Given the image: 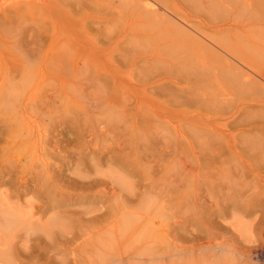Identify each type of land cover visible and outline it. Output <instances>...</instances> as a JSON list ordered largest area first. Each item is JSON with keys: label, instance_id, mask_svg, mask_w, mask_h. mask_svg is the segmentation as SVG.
<instances>
[{"label": "bare ground", "instance_id": "6f19581e", "mask_svg": "<svg viewBox=\"0 0 264 264\" xmlns=\"http://www.w3.org/2000/svg\"><path fill=\"white\" fill-rule=\"evenodd\" d=\"M50 1H52V0H50ZM54 1H57V0H54ZM63 1H64V5L68 6L67 4H65V0H63ZM86 1L87 0H68L67 1L69 6L73 7V9L71 7L69 9L73 10V11L75 10V13L80 15V16H78L76 14L77 15L76 17H79V18H75V15H74L75 13L73 14L74 16L72 14H70L73 11L70 12V10L67 9L69 6L66 7L64 5H61L62 7L63 6L66 7V8L63 7L65 13H66V10H69L68 11V12H70L69 14L73 16L71 19H70L71 16H69V19L65 21V23L63 24V27H65L68 30H70L69 33H71V30H78L79 29V32L81 30V33H78L77 35L75 34V32H73L77 36L75 40H77V38L80 39V37H82L81 36L83 34L82 31L85 32L84 31L85 29H83L84 26H82V25L86 24V22L87 23L88 22L91 23L90 27H92V28L94 27L95 30L99 29L97 24L99 23L101 18H99V16L97 15L98 11H100L97 6H98L100 0H90V1H92L91 2L92 7L90 8L91 9V14H90L91 17L89 16L90 18L87 17V19L85 20L84 17H83V14L85 12ZM105 1L111 2V0H105ZM239 1L238 0H124V2L123 1L122 2L126 5L125 8H127L128 10H131V15H130V20H129L130 22L126 21L127 23H129V27H130V25L132 23H133L132 26L134 24H136L134 26L137 27V24H140L141 26L143 25L144 27H143L142 31L139 30L140 28L137 29L138 28L137 27L136 29L139 30L140 32H133L131 30H132V28L134 26L133 27L131 26L132 28L130 27L129 28L130 30H128V32L130 33V36H129L128 33H127L128 35L127 34L123 35L121 38L118 39L119 43H120V40L121 41L129 40L130 41L132 39L131 37L137 39L139 37H143L144 38V37L147 36V38H148L151 35V36H153V38H155L157 43H155L154 48H152V50L149 51V53H146L144 56L138 54L139 55L138 57L133 58V56H131L132 53L128 52L127 49L123 48V46H124L123 45V46H121L122 47L121 48L122 52L120 53L122 55L121 56L122 58L120 57L121 59L119 57H117L115 59H111L112 62L109 65H105L106 62H105L104 65H102V63H100L99 61H96L97 62L96 63L94 61L95 60L94 59L93 61L95 62V64H91L92 62L89 63V61L87 59H85L86 61L85 60L84 61L80 60L81 62H79L78 61L79 60L78 57L76 58L78 60H76L75 58L73 59V57H72V59L69 58V57H71L70 55H72L70 50L72 51L74 45H67L68 43L65 45L64 43H62V45H65L64 47L59 48L60 45H58V47L55 50L56 52L54 54H51V56L49 55L50 57L46 56V57L50 58L49 61H50V65H51V66H49L50 68L45 66L46 68L49 69L46 72L47 76H51L53 74V72H52L53 70L56 72V70H57V68L59 66H61L65 71L71 72L73 75H75V74H79L80 75L81 73H85V76H86V74L87 75L88 74L89 75L95 74L98 77L99 81L102 82L101 86L107 88V91L109 89V91L113 93V92H115L117 90V84H118V83H116L115 77L113 78V76L116 74V72H121L123 70V69H121L123 67H120L119 63L121 65H123V66L129 67V68L131 67L130 69H133L132 70L133 71L132 75H133V73L135 71L134 68H138L140 70H141V68L144 69L145 71H142V72L145 75L144 77H146V75H148V76L151 75V68L154 69V67H155V69H156L157 66L152 67L155 64L154 62L155 61L157 62V60L158 61L159 60H163L164 62L170 64L169 69L164 71V72L166 73L167 71H172V73H173V70H174L175 73H176L174 79L177 78V77H180V76L177 75L178 71H180V73L184 72V73H182L184 75L186 73V75L183 77V79L185 81V77L186 76L188 77L187 73H189L188 68L186 67V65L187 64H190V65L195 64L196 66L197 65L198 66L194 68V71H195L196 68L201 69V70H199V71L197 70L198 72L195 71V73H194L193 70H190L191 72L193 71V73H192L193 75L194 74L195 75L196 74H200V76L201 75L204 76L206 74L208 76V74L209 75L213 74V76H214L213 80H215V83L217 85H220V83L217 82V81H219V78H222L223 81H225V83L228 82V84L233 82L234 83L233 87L235 88V90L238 89V88L239 89H243V90L247 89V91L251 90L250 92L253 95V96H251V98H252V97H254V94L258 92L257 90H260V92L264 93V91H262V90H264V85H263L264 84V64H262L260 62H257L256 59H255L256 57L254 58L252 53H248L250 49H248V52H247V50H244V48H246V47H243L244 37L241 36L240 32H242L244 34V32H247L248 28L254 26L255 22H253V20H250V18L249 19L238 18V14H241V13L235 7L234 3L239 2ZM248 1H250V0H248ZM248 1H247V3H249ZM21 4H23V3L20 2L19 5L16 4V3L12 4V5L9 4L10 6H8V7H5L8 4L4 5L0 9V12L2 13L1 15L3 16V18H12V16H14L16 13L18 14L21 11H23V10H20V7H19ZM62 4H63V2H62ZM238 4L239 3H237L236 5H238ZM242 4L243 3H241V5ZM252 5H253V3L251 4V6ZM246 7L247 6L245 5V7H243V9L241 11L243 12L244 9H246ZM248 7H250V6H248ZM45 8H48V7H45ZM57 8L58 7L55 6L56 10H57ZM38 10H40V9H38ZM57 12H59V14H61L63 11L62 10H61V12L59 10L55 11L56 15H57ZM21 13L23 14V12H21ZM53 13H54V10H53ZM89 13H90V11H89ZM37 14H36V18L39 17V16H37ZM67 14L68 13H66L65 15H67ZM99 14L101 15V13H99ZM230 14H232V16L234 14L235 18H232ZM241 16L239 15V17H241ZM14 18H15V16H14ZM18 18H20V17H18ZM63 18L65 19V16H63ZM63 18L61 20L64 21ZM107 19L108 18H106L105 20L107 21ZM103 20H104V18H103ZM103 20H101V21L103 22ZM34 21H36V19ZM2 22H3V20H2ZM53 22H55V21H53ZM4 23H5V21L3 22V25H4ZM37 23H38V21H37ZM49 24H51V23H49ZM57 24H53L50 27L47 26V27H49L48 30L44 27L45 26L44 23H43V25H40V23H39L38 26H37V24H33L34 26H36V29L38 31L34 28L35 29L34 31H37V33L35 32L36 33L35 35H33L34 34L33 32L31 34L25 33V34H27L26 36L29 35V38H31V39H29L28 43L30 42L31 44H33L35 42V43H38V44H42L44 42V40L46 39L45 37H48L49 35L53 36V34L56 36L59 33L58 31L61 30V28H60L61 25H57ZM0 25H2V24H0ZM80 27H82V28H80ZM144 29H145V31H144ZM153 29H155V30L157 29L156 34L154 33ZM29 32H30V30H29ZM90 32L92 34V32H94V31H90ZM73 33H71V34H73ZM18 34H20V33H17V35ZM25 34H23V35L20 34V35H21V37L24 36L25 38H27L25 36ZM94 35H92V36H94ZM52 36H51V38H52ZM98 36H100V33L98 34ZM98 36L96 38H98ZM127 36H129V37H127ZM56 37H55L56 40H58V36H56ZM104 38L108 39L109 38V34L107 36L105 35ZM109 39H111V37ZM72 40H74V39H72ZM118 40L116 39V41L115 40L113 41L115 43V44L113 43L114 45L112 44L114 47L117 46ZM159 40H160V42H159ZM248 40H246V41H248ZM32 41H33V43H32ZM88 42L90 43V41H88ZM76 43L78 45H80L79 41L78 42L72 41L69 44H76ZM80 43H82V42H80ZM83 43H82V45H84ZM245 44H248V43H245ZM78 45H77V47L79 48ZM96 45H97V43H96ZM28 46H27V48H28ZM70 47H71V49H69ZM84 47H85V45H84ZM86 47H87V45H86ZM97 47H98L97 49H100L99 52H103L104 51V48H102L101 46H97ZM95 48H96V46L94 47V49ZM90 50H92V47H91ZM95 51H96V49L93 50V53L97 54L98 50H97V52H95ZM90 54H92V52ZM73 55L76 57L75 54H73ZM16 56H18V55H16ZM173 61H174V63H173ZM161 62L162 61H159V63H161ZM16 63H18V62H16ZM175 63H176L177 66L175 65ZM180 65H182V67ZM195 65H193V66H195ZM18 66H19V63L15 67H18ZM159 66H160V64H159ZM183 66L186 67V68H184ZM171 67H174L175 69H171ZM191 68L193 69V67H191ZM191 68H189V69H191ZM153 69H152V72L154 71ZM162 69H163V67H162ZM13 70H15V72L17 73L16 68L13 69ZM21 70L22 69H20L19 70L20 72L17 73V74H19L20 77L23 78V74L24 73H22V76H21V72H22ZM9 71H10V68H9ZM157 71H156V73H157ZM10 72H9V74H10ZM41 72H40V74H41ZM160 72H161V69H160ZM137 73H139V71H137ZM156 73H155L156 77L158 76L160 78H155V79L152 78L153 80H151V81H149V79L146 80L144 78L146 80V81L145 80L144 81H145V84L150 82L149 85L151 87H153L154 89H156V91H157L156 94L157 95L159 94L158 92H161L160 94H162L163 92H170L169 94H171L173 92V93H176V95L177 94L179 95V97H180L179 100H181V97L185 96L184 99H185L187 104L188 103L192 104V105H197L198 104L197 105L198 107L199 106L202 107V104L200 105V103L202 101H204V100H207L206 103L210 102V100L208 98H211V97H210L209 93L205 94L206 91L203 92L202 95H201V93H199L200 94L199 97H197L196 95L193 96L194 93L192 94V97H187L185 95V94H187V90H186V93L184 94L183 93L184 90H182L184 88L180 89V87L183 84H181V85L178 84L179 87L176 86V87H178V88H176L175 87L176 84H174V83H177V82H174V83L172 82L173 83L172 86L174 85V87H172V86H169L170 85V83H169L170 81H168L169 85H166L164 83V81L161 79V76H159L160 75L159 72H158V75ZM169 73L170 72H167V74H169ZM175 73H173V74H175ZM218 74H220V75H218ZM193 75H191V76L194 77ZM10 76H11L10 79H12V75L11 74L9 75V77ZM14 76L15 75H13V79H14ZM96 76H94L95 78H92L93 85H94L93 79H96L97 78ZM133 76H131V77L132 78L137 77L136 75L134 77ZM258 76H259V78H258ZM9 77L7 79H9ZM27 77H29V78L31 77L32 78V75L27 76ZM171 77H173V76H170V78ZM162 78L164 79L165 77L162 76ZM194 78H196V76ZM197 78H198V76H197ZM205 78H207V77L205 76L203 78H200V79H202V82L204 81L203 82L204 84L207 82V80H208V82L210 81V82H213V84H215L214 81H211L212 79H207L206 82H205ZM13 79H12V81H13ZM24 79H22V81H24ZM98 79H97V81H98ZM168 79L169 78H167V80ZM200 79L198 81H200ZM260 79H262V83L263 84L261 83V81H259ZM87 80H88V78H87ZM164 80H166V79H164ZM17 81H18V79H17ZM19 81H20V79H19ZM19 81L17 83L13 81L12 83H14V85L15 84L18 85ZM25 81H26V79H25ZM188 81H189V79H188ZM198 81L196 80V82L198 84H200V82H198ZM223 81H221V83H223ZM89 82H90V79H89ZM89 82H87V84ZM178 82L180 83V81H178ZM196 82H190V85L189 84L188 85L192 87ZM208 82L206 84H208ZM12 83H11V85L14 86ZM27 83L25 82V85ZM92 83H89V85L90 84L92 85ZM96 83H95V85H96ZM197 83L195 85H198ZM203 83H202V86H204ZM228 84H226V86ZM17 85H15L13 88L16 87V89H18ZM32 85H34V84H32ZM89 85H87V86H89ZM95 85H94V87L96 88V90L98 89L97 88L98 86L101 87L99 84H98V86H95ZM12 86H10L9 88H12ZM208 86H210V85L208 84ZM27 87L29 88V86H27ZM81 87H83V86H81ZM191 87H189V88L191 89ZM13 88L10 89V90H12V92H13ZM20 88H21V86H20ZM38 88H40V86ZM139 88L142 90V92H145V90H146V88L141 86V85H140ZM76 89H78V88H76ZM79 89H80V87H79ZM101 89L103 91H105V89H103V88H101ZM209 89H211V87ZM24 90L25 89H23V91ZM27 90H29V89H27ZM27 90H25V91L27 92ZM41 90H38V91L41 92ZM82 90H84V89L82 88ZM229 90H231V89H229ZM43 91H44V89H43ZM81 91L78 94H81L82 93ZM109 91H108V93H109ZM5 92H6V90H5ZM188 92H190V91H188ZM1 93L0 94L3 96V91ZM25 93H24V95L27 97V95ZM51 93H52V91L50 92V94L49 93H45L44 96L42 95L43 97L41 98V100L38 98L40 101L38 103L37 102H35V103L33 102L34 105L32 104L31 105L32 107L29 110L32 111V112H36L37 113L36 115H38V113L39 114H41V113L48 114V112H50L49 110H50L51 107H52V110L54 109L53 106H51L52 99H53V97L52 98L50 97L52 95ZM91 93H93V91ZM103 93H105V92H103ZM190 94H187V95L191 96ZM11 95H12L11 93H7L4 97H0V100H3L5 102V104L9 103V101H10L9 99H10ZM24 95L21 94L20 95L21 98H23L22 96H24ZM176 95H174V96H176ZM31 96H30V98H31ZM150 96L152 97V95H150ZM259 96H257L258 98L257 97H254V98H257L260 101ZM11 97H13V96H11ZM56 97H58V99H60L59 96H56ZM61 97L63 98L64 96H61ZM141 97H143V96L141 95ZM262 98H263V94H262ZM257 99H255V100H257ZM31 100H32V98H31ZM53 100H55V99H53ZM109 100L110 99L107 97L106 102L109 101ZM141 100H142V98H141ZM141 100L139 99V102H141ZM177 100H178V98H177ZM248 100H242V101L247 102ZM250 100H251V102L253 101L252 99H250ZM262 100H264V98ZM3 101H0V102H3ZM14 101H16V100H14ZM33 101H34V99H33ZM35 101H37V100H35ZM97 101H98V99H97ZM103 101H105V100L103 99ZM175 101H176V99H175ZM4 102L0 103V104H4ZM20 102H21V100H20ZM53 102L55 103L57 101L55 100ZM106 102H103V103H106ZM254 102H252V103L255 104ZM11 103L13 104V101ZM11 103L8 104V105L10 106ZM15 103H17V102H15ZM29 103H30V101H29ZM54 103H52V104H54ZM99 103H102V102L99 101ZM182 103H185V102H182ZM258 104L261 105L260 102L257 103V105ZM97 105H98V103H97ZM107 105H112V104L110 103V104H106L105 106L103 105L104 107H102V108H104V109L108 108ZM136 105L140 106V104H138V103ZM92 106H93V104H92ZM5 107L1 108L2 111H3V109H4V111H6ZM208 107H209V105H208ZM233 107H236V106H233ZM6 108L8 109V106ZM27 108H28V106H27ZM112 108H111V110H112ZM237 109H238V107H237ZM242 109H244V108L239 107L238 114H239V112H241ZM9 110H11V109L9 108ZM27 110L25 109L24 111L22 110L21 112H19V110H18V112H19L18 116L22 117L23 116L22 114L24 112L26 113ZM99 110L101 112L103 111V109H101V108ZM122 110L123 109L121 108V111H120L121 115L123 114L122 112H124L125 109L123 111ZM232 110H233L232 112L236 111L233 108H232ZM2 111H1V113H3ZM109 111L108 112L106 111V112L110 114L109 116H113V114H111V113H114V112L110 111L111 112L110 113ZM18 112H16V113H18ZM32 112H29V113H32ZM87 112L89 113V111H87ZM93 113H95V112H92V114ZM107 113L104 112L105 115H103L102 113L101 114L103 116L107 117V115H108ZM7 114H9V113H7ZM69 114H70V112H69ZM134 114L138 115L137 112H134ZM228 114H226L225 117ZM71 115H72V113H71ZM84 115L85 114L83 112V116ZM88 115L89 114H87V117L84 118V120L92 121V117H89ZM93 115H94L95 120H97L99 115L97 116V118L95 117L96 116L95 114H93ZM119 115H120V113H119ZM221 115H222V112H221ZM81 116H82V114H81ZM238 116L239 115H237L235 113L232 114L230 116L229 120H225V121H227L226 125L227 124L229 126L230 125H236L237 124L236 122L238 121V118H239ZM24 117H25V115H24ZM28 117L29 116H27L26 119H28ZM73 117H75V116L73 115ZM73 117H70V118H73ZM56 118H57V116H56ZM56 118L54 120H56ZM102 119H104V118H102ZM108 119L110 120L109 117H108ZM259 119H263L264 120V118H259ZM68 120L69 119L67 118V121ZM20 121L23 122L22 120H20ZM67 121H65V120L58 121L57 120V122H58V124L56 125L57 127L54 126L53 125L54 123L52 122L53 126L51 127V132L56 131V133L54 135H50V136L48 135L45 138L42 136L44 139L39 141V142L37 140L38 138L35 137V135H34V130L35 129L32 130L31 129V127H32L31 125H30L31 127H29L27 125L25 128L22 127V130L21 129L19 130L14 125H12V123H11L12 121L9 122V121L2 120V122L0 123V149H1L0 150V157L5 156L4 159L0 158V187H3V188H0V264H48V263L49 264L50 263L51 264H88V262H87L88 260H90L89 264H213V262H215L216 264H218V263L219 264H232L231 262H233V263L236 262V260L234 258L235 256H239V257L242 256L243 258L242 257L241 258L244 259V257H245L244 255H247V254L249 255L250 254V253L246 254L247 251L246 252L245 251L242 252V249H241V247L239 245H238V247H236V245H235L234 248L232 247L233 244H232L231 248H226L227 246L224 247V248H219L218 247L219 245H218L217 246L218 249H215V251L219 250V252H220V253L217 254L218 256L211 255L210 258H209V253L208 254L206 253L207 254L206 256H208V257H204V255H203V257H201L203 259H201L200 256L202 254L201 255L199 254V258H197L196 255L199 253V252H197L198 250L196 251L197 254L195 255L196 256L195 257V256H192V253H193L192 250L189 252L186 249L188 247H186L184 244H185V242L187 243L188 240H187V238L184 237V235L181 236V235H177V234H168L167 232H166V235H165L166 236L165 244H164L163 241H161L162 238L165 237L163 235H162L163 237L159 236V237H162L161 240H157L156 241V240L151 239L152 243L147 240L149 243L147 242L145 244H148V245L151 244L153 246H151L150 249L149 248L147 249L149 251L145 252V250H144L145 246H143V242H144V240L147 237L142 242L137 237L138 235H134L133 234L136 230H134L135 229V226H134L135 224L132 225L131 221L137 220V219L131 220L132 217H133L132 216L133 213L134 214L136 213V211L133 210V208H132L133 204H135V202L138 203V205L139 204L141 205L140 202L146 203L148 205L149 210H147V211L146 210L145 211L141 210V211H143L141 213L142 214H147L148 211H149V213H150V214L148 213L149 218H154L155 216H159L161 218L163 217L162 219H164V218H166L165 215H170V214L174 213V212H172V213L169 212L168 213L167 212L168 210L165 213L164 212L165 211V207H164V209H163V207L161 208V206L165 205V204L161 205V203H162L161 200L164 198L163 196H165L163 194L164 193L167 194V192H169V191H168V189L166 191L165 190L166 188H164V186H162V184H161L162 187L159 184L156 186V183L154 182L155 180L153 181L152 179H150V177H151L150 171H152V169L154 168V164L149 166L150 171L147 168L148 172H149L148 175L146 177L141 178L142 176L139 177V174H137L138 172L136 173V170H139L140 167L139 168L135 167L136 169H135V171H133L134 167L132 168V166H131L132 164H130V162L128 160H125L124 155H125L126 152H122L121 149H123V148L120 146V141H119V147H121V148L117 147L118 145L116 146V144H118V142L115 143L116 141H118L117 137H116L117 140L114 141L113 144L111 142L115 138H111L112 141L110 143H108V145H106V146H109L108 147L110 149L109 151H108V149H106V150H101L99 152L98 151V148H99L98 143L96 144V141L93 138L94 132H95L94 130H96V129H94L95 126L97 128L96 124L94 125L91 122L90 123L86 122L87 123L86 124V123L83 122L84 124L88 125V126H85L83 124L84 125V127H83V125H81V123L77 119L75 120V122L74 121L70 122L71 125ZM261 121L260 122L258 121V124L256 123V124H253V125H251L250 123H253L254 121L253 122L249 121L250 123L249 122L248 123L251 125V126H249L250 128H248L247 125H244L246 127L243 128V126L240 124L242 126V129H239V131H237L236 134H239L240 136L243 135L244 133H246V131H245L246 129L245 128H248V130L250 129L249 131H251V132L253 130H255V132L258 131L259 134H264V122H261ZM24 122H26V121H24ZM96 122H98V121H96ZM110 122H111V120H110ZM34 123H36V122H34ZM211 123H213V122H211ZM211 123L201 126L200 129L199 128H193V129L190 128L191 130L189 131V133L186 136L183 137V135H180V138L183 137V139H184V141H182V142H180L181 140L180 141L177 140L179 138H176L175 142H170L169 141L170 139L168 137H167L168 141L167 140L165 141V140H163V135H164V134L162 135L163 132L161 133V136L157 135V133H156L157 136L155 135L156 136L155 140L153 139L151 144H149L151 146L148 145L147 147H144V148H150V149H146V150H142V151L140 149L141 152H139L137 154H139V156H141V157H139L140 159H142L144 157H147L149 153L154 152L152 149H155L156 147H159V145L161 144L160 141L165 143V146H164L165 149L170 147V151L171 152L170 151L166 152L169 155H171L173 153H176V154L180 153L181 154L182 150H184L183 152H185L187 150L186 147H185L186 145L188 147L192 148V145H191L192 141L190 142L189 135H193V138H196V140H197V138L199 136H202L203 138H205L206 136L209 137L210 135H212L213 133L216 132L214 130L213 125ZM223 123L225 124V122H223ZM231 123H233V124H231ZM44 124H46V123H44ZM244 124H245V122H244ZM1 125H2V127H1ZM16 126H17V124H16ZM70 126L71 127L72 126L76 127L78 129L80 128L79 129L80 133H87L88 132L89 135H90V138H89V137H86V135L88 133L86 135L83 134L85 136L84 137L85 139L82 138V137L80 139L79 137L76 136L77 137L76 139L77 140L79 139V140L78 141L76 140L77 143L75 142V144H77L78 149L80 150L78 159L85 166H86L87 162L85 160L84 155H82L83 152L86 149H88L89 151L88 150L87 151L89 152V155L92 154L94 156V160L93 161L90 160L91 162H89V164H88V165L91 164V167H92L91 169H93L91 174L90 173H86L87 170H88L86 167H85L86 168L85 172H83L82 171L83 168L81 169L80 167H84V165L82 164L83 166H81V165H79L80 163L77 164V165L80 166L79 168L81 170H79V168H77L78 166L75 164L76 169H72L71 171H69V174H66V172H64V170L66 168L68 169V168L71 167V163H74V162H72L73 161L72 160L73 156H71V160H70V158H67L68 156L65 153V152L68 151V148L70 147V146L68 147V145H67L68 148L66 147V144H68V143L65 144L66 139H64V137L66 135L64 133H61V134H64L65 136L64 135H63V137H61V136L59 137L58 136V138H54V137L56 135H58L59 132L61 131L60 127H62V128L64 127V128L69 129ZM237 126H239V124ZM73 129L74 130L71 131V132L74 133L75 128H73ZM233 129H234V127H233ZM40 131L42 132L43 130H40ZM65 131H66V129H65ZM99 131L97 130V132H99ZM218 131L219 130H217V132ZM76 132H75V134L80 135V134H78ZM226 132H228L227 129H226ZM230 132L231 131H229L228 133H230ZM19 133H21V134H19ZM102 133H100V134H102ZM220 133L223 134L222 131H220ZM233 133H234V131L231 132V134H233ZM49 134H50V132H49ZM179 134H183V133L179 131ZM107 135H106V137L103 136L105 138V140L107 138ZM95 136H98V135H95ZM110 136H111V134H110ZM234 137H236V136H234ZM237 137H238V135H237ZM87 138H89V139H87ZM262 138H263V142H262V144H263L264 143V136ZM2 139H4V142H5L3 144H2ZM198 140H199V138H198ZM228 140H230V139H228ZM99 141L101 142L102 139L101 140L99 139ZM103 141H102V144H104V148L103 149H105L107 147H105V143H104L105 141L104 142ZM124 141H126V140H124ZM124 141H122V142H124ZM200 141H201V139H200ZM200 141H198V142H200ZM71 142H74V141H71ZM71 142H69L71 146L77 147V146L74 145V143L72 145ZM226 143H227V141H226ZM236 143H234L235 146H233L234 144L231 145V146L236 147L237 146ZM99 145H101V144H99ZM23 148H26L30 152H35L34 155H33V153H30V155H33V156L37 155V157L36 156L35 157H31V159L29 157L28 158L23 157V155L21 154L22 152H20ZM71 148H73V147H71ZM136 148L138 149V147H136ZM95 149H97L96 152H99V153L94 152ZM6 150H9L10 153L11 152L13 154L15 153L14 156H12L11 154H6ZM35 150L39 151L40 153L39 152L36 153ZM129 150H131V149H129ZM69 151H70V149H69ZM73 151H75V150H73ZM76 151H77V149H76ZM110 151H114V153H112ZM236 151H234V152H236ZM27 152H25V153H27ZM108 152L112 153V154L108 155ZM158 152H161V150H159ZM158 152L155 151V153H158ZM208 152H209V150H208ZM25 153H24V155H26ZM85 153H87V152H85ZM130 153H132V151ZM262 153L264 154V151ZM71 154H72V152H71ZM159 154L161 155V153H159ZM42 155H44V157H45V155H47L48 156V157L46 156L47 159L43 158ZM60 155H62L61 158L58 157ZM87 155H88V153H87ZM76 156L78 157V155H75L74 158H76ZM136 156H134L133 159L136 160L137 159ZM129 157H130V155H129ZM129 159L131 161L133 160L131 158H129ZM151 160H152V158H151ZM147 161L149 162L150 160L147 159ZM161 161H162V159H161ZM133 162L135 163V161H133ZM137 162L138 161H136L135 165H137ZM113 163L117 165V168L124 169L123 170L124 172H120V171L116 170L112 166H107V168L105 170H103V171L98 168L99 166L104 165V164H106V165H109V164L114 165ZM134 163H133V165H134ZM139 163L145 164V162L143 163V162H140V161H139ZM88 165H87V167L89 168ZM146 165H148V164L146 163ZM146 165L144 167H146ZM155 166H158V165L155 164ZM72 167H73V165H72ZM141 168L143 169V167H141ZM237 168H239V167H237ZM144 170H146V168H144ZM237 170H240V169H236V171ZM80 171H82L83 173L80 172ZM141 172H143V171H141ZM146 172L147 171H145V173ZM132 176H137L139 178H138V180H132V178H130ZM152 178H153V176H152ZM158 179H160V178H158ZM224 180H226V179H224ZM139 181H140V183H144L143 184L144 188L142 186V188H143L142 192H138V191H140L142 189L141 188L140 190H138L139 187H140ZM156 181L158 182V180H156ZM119 183L123 187L120 186ZM154 183H155L156 187L154 186ZM108 184L109 185L111 184L110 189H108L109 186H107L108 188L105 187V185H108ZM94 185H95V187H102L103 189H101V188H100L101 190H99L97 188L93 189ZM116 185H118V187H121L120 193H117L119 191L116 192V189H117ZM92 186H93V188H92ZM30 191H33V198L32 199L31 198L30 199H27V198L24 199L23 198L24 195L26 193H28V192L30 193ZM176 192H177V190H176ZM114 194H118V197H120V200H122L121 202H123L121 206L119 205L120 203L118 204V206H120L118 208L114 207L115 203L112 202V200H113L112 197H115ZM183 195H185V194H183ZM30 197H32V196H30ZM182 197H185V196H182ZM116 198H114L115 202H116ZM158 198H161V199H158ZM118 200H119V198H118ZM73 202H79V203L89 202V203H92L91 205H93V203L96 204V205L95 206L93 205L92 207L89 205L90 207L87 206V207H85L83 209L67 208ZM191 202H192V200H191ZM144 203H143V205H144ZM193 203H195V200L193 201ZM203 204H206V201ZM135 205H137V204H135ZM138 205H137V209L138 210L136 209L137 213H138V211H140L139 208H142V206H143L142 205V206L139 207ZM169 207L171 208V206H169ZM198 208H199V206H198ZM177 209H176L177 210L176 212H179V213H181V211L182 212L185 211V209H184V211L182 210L181 206H179V208L177 206ZM201 209H203V208H201ZM35 210H37L38 212L39 211L42 212V214H44V213L47 214L48 213V216L44 220H41L40 217L34 216ZM43 211H45V212L43 213ZM204 211H206V210H204ZM201 212H203V211H201ZM46 214H44V215H46ZM163 214H164V216H161ZM209 214H210V212H209ZM173 215H171V216L174 217L175 215L174 216ZM200 215H201V213H200ZM137 217L140 218L142 216L138 215ZM144 217L145 216H143V218ZM196 217H197L196 219H199L198 218V214H197ZM149 218H148V220H150ZM201 218L202 217L200 216V222H201ZM145 219H146L145 221H148L147 218H145ZM138 221L139 220H137V222ZM176 221H178V220H176ZM119 222L121 224H119ZM140 222H141V225H142V219H141ZM152 222L153 221L151 220L150 223L153 224ZM172 222H175V221H171V223ZM204 222H206V221H204ZM117 223H118V226H117ZM144 223L145 222L143 220V224ZM150 223L148 224V227H149ZM175 223H173V226H174ZM182 223L184 224V222H182ZM138 224H140V223L138 222ZM179 224L181 225V222L179 223V221H178V225ZM164 225H166V222H165ZM133 226H134V229H133L134 231H133L132 234L134 236L132 234L131 235L133 237H135L136 239L135 238L134 239L129 238V235L125 233V235L128 236V237L124 238L127 242L123 241L124 242V245H123L124 246V248H123L124 251H121V252L126 253V255L122 256V254L113 253V248H114L113 247V243H114L113 239L116 237L115 235L116 234L118 235V234L122 233V231L124 233L125 229H126V232H127V230H132L131 228H133ZM144 226H146V225L144 224ZM152 226L149 227V228L152 229ZM173 226L171 227V226L168 225L167 227L173 228ZM129 227H130V229H129ZM145 228H143V230H146V231L149 230V229H147V226ZM175 229H176V226L174 227V230ZM179 229H180V227H179ZM140 230L141 229H139V231ZM143 230H141L140 232L142 233ZM167 230H168V228H167ZM139 231H138V233H139ZM149 231L150 232L153 231V232H151L152 234H154V232H155L154 230H149ZM128 233H129V231H128ZM138 233L136 232L135 234H138ZM171 235H172V237H171ZM143 236L145 237V232H144ZM146 236H148V235H146ZM149 236H151V235H149ZM119 237L121 238L123 236H119ZM153 237H154V239L158 238L155 235ZM192 237H191V239H192ZM217 237H219V236H217ZM141 238L143 239V237H141ZM194 238H195L196 241L200 240L199 239L200 236H199V238H197V236L195 235ZM124 239H122V240H124ZM115 240H116V238H115ZM153 241H156V243L159 241V243H157L158 246H160V245L163 246V244H164V246H163L164 248L159 249L161 246L159 248H157L156 247L157 245L154 244L155 242L153 243ZM120 242H122V241H120ZM190 242H192V241H190ZM211 242H213V241H211ZM126 243H128V244H126ZM160 243H162V244H160ZM209 244H211V246L213 245L212 243H209ZM115 245H118V243H116ZM154 245H156V246H154ZM149 246H147V247H149ZM205 246L206 245H204V248H205ZM206 247H208V245ZM212 247H208V248L211 249ZM130 248H131V250H130ZM213 248L211 250H213ZM117 249H118V247H117ZM192 249L194 250V248H192ZM200 249H202V247ZM203 250H202V253H203ZM211 253L212 252H210V254ZM248 255L246 257L249 258L248 259V261H249L251 258ZM123 257H125V258H123ZM229 257H231L232 259H230ZM211 259H213V260H211ZM242 259L239 260V261L237 260L238 262H236L235 264H243L242 263V261H243ZM246 263H247V261H246ZM247 264H251V263H247Z\"/></svg>", "mask_w": 264, "mask_h": 264}, {"label": "rangeland", "instance_id": "374dc122", "mask_svg": "<svg viewBox=\"0 0 264 264\" xmlns=\"http://www.w3.org/2000/svg\"><path fill=\"white\" fill-rule=\"evenodd\" d=\"M52 1H50V0H28V1L27 0H22V1L21 0H0V9L4 5H7V4L8 5L5 6V7H8V6H10L12 4H15V3L18 4V5L20 4V2L23 3V4H21L19 6L20 10H23V11H21V12H23V14L21 12L18 13V14L16 13L14 15L15 18H14V16H12V18H3V16L1 15L2 13L0 12V15H1L0 16V20H1L0 24H2V25H0V27H1L0 28V52L2 53V54L0 53V93L3 91V96L1 95L2 94L1 93L0 97H4L7 93H11L12 94L11 96L14 97L13 98V97L10 96V99H9L10 101H9V103H6V104H5V102L3 100H0V101L4 102V104H0V110L1 111H2V109H1L2 107L4 108L5 106L6 107L8 106V109L5 107L6 111H4V109H3V111H2L3 113H1V111H0V123L2 122V120L9 121V122L12 121L11 122L12 125H14L19 130L20 129L22 130V127L25 128L27 125L29 127L32 126L31 129L32 130L35 129L34 130V135H35V137L38 138L37 140L39 142V141L43 140L46 136L54 135L56 133V131L51 132V127L53 125L56 126L58 124L57 120L58 121H61V120L62 121L63 120L67 121V118H68L69 120L67 122L70 123L72 121L75 122V120L77 119L81 123V125H83L86 122L87 123L91 122L94 125L95 124L97 125V128H96V126L94 128V129H96L94 131L97 134L94 132V136L95 135H98V136H95V137L93 136V138L95 139L96 144L98 143V146H99L98 151L99 152L101 150H106V149H108V151H109L110 150L108 148L109 146H106V145H108V143H110L112 141L111 138H115V139H113V141L111 143L113 144V142L118 139V141H116L115 143L118 142V144H116V146L118 145L117 147H119V141H120V146L123 148V149H121L122 152H126L125 155H124V158H125V160H128L130 162V164H132L131 165L132 168L134 167L133 171H135L136 168L140 167L139 170H136V173L138 172L137 174H139V177L140 176H142L141 178L146 177L148 175V173H149L148 172L149 166L154 164V168L155 169L153 168L152 171H150V169H149L150 174H151L150 179H152L153 181L155 180L154 182L156 183V186L158 184L161 186V184H162V186H164V188H166L165 190L167 191V189H168V191H169V192H167V194H165V193L163 194L165 196H163L164 198L161 200L162 203L161 202L160 203H161V205H163V204H165V205L161 206V208L163 207V209H164V207H165V211L163 210L165 213H166L167 210H168L167 211L168 213L169 212L170 213L174 212L173 214L175 216L173 214H170V215H165L166 218H164V219H162L163 217L161 218L159 216H155L154 218H149V216H148L149 211H148L147 214H142L141 213V212H143L141 210H144V211L145 210L146 211L149 210L148 205L146 203H144V202H140L141 205L140 204L138 205V203L135 202V204H137L139 207L142 206L143 203H144L142 208L138 207L140 209V211H138V213H137V210H138L137 209V205L133 204V206H132L133 210H135L136 213L135 214L133 213V215H132L133 217H132L131 220L137 219V220H139L138 222L140 224H138L137 220L131 221L132 225L135 224L134 225L135 229H134V226H133V228H131L132 230H127V232H126V229H125L124 233L122 231L123 234L120 233L118 235L117 234L115 235L116 236L115 237L116 240H115V238L113 239V242H114L113 243V247H114L113 248V253L122 254V256L126 255V253L121 252V251H124V249H123L124 248V246H123L124 242H127L124 239V238L128 237L127 235H125V233L128 234L129 238H132V239L135 238V237H133L134 235H138L137 237L142 242L147 237L144 240V242H143V246H145L144 250H145V252H147V251H149L147 249L148 248L150 249L151 246H153V245L149 244L150 245L149 246L148 244H145V243H147L148 241L151 242L152 241L151 239L156 240V241L157 240H161V238L163 236H165L166 232H167L168 234H177V235H181V236L184 235V237L187 238V240H188L187 243L185 242V244H184L186 247H188L186 249L189 252L191 250L193 251L192 256H195L197 254V252H199L196 255L197 258H199V254L200 255L202 254L200 256V258L203 257V255H204V257H208V256H206L208 253H209V258H210L211 255L218 256L217 254L220 253V252H219V250L215 251V249H218V247L219 248H224L226 246H227L226 248H231V246L233 244V246H232L233 248H234L235 245H236V247H238V245H239L241 247V249H242V252L243 251H245V252L247 251L246 254L250 253L249 255L248 254L247 255L251 258L249 260L250 261L249 262L248 261L249 258L246 257L247 255H244L246 257V258L244 257V259H242L243 258L242 256H240V257L239 256H235L234 258H235L236 262H238L239 260L242 259L243 260L242 261L243 264H247V263H251V264H262L263 263L264 264V154L262 153L264 151V143L262 144V142H263V138L262 137L264 136V134H259L258 131L255 132V130H253L252 132L249 131L250 129L248 130V128H250L249 126H251L253 124H256V123L258 124V121L260 122L262 120L261 122H264L263 119H259V118H264V116H263L264 115V104H263L264 100H262L264 98V93L260 92V90H257L258 92L254 94V97H257V96H259L261 94L259 96V98H260V101H259V99H257L258 97L257 98H254V97L251 98V96H253L252 93L250 92L251 90L250 91L248 90L249 91L248 92L247 89L243 90V89H239L238 88V89H236L237 90L236 91L235 88L233 87V85H234L233 82L228 84V82L225 83V81H223L222 78H219V81H217V82H219L221 86L217 85L215 83V80H213V78H214L213 74H210V75L208 74V76L206 74L204 76L203 75L200 76V74H196V75L194 74L193 75L192 73L194 71V68L198 66V65L196 66L195 64H192V65L187 64L186 65V67L188 68V71H189V73H187L189 78L186 76L187 78L185 77V81H184L183 77L186 75V73L184 75V74H182L184 72L180 73V71H178L177 75L180 76V77L176 76L177 78H175L176 79L175 80L174 77H175L176 73H175L174 70H173V73H175V74H173L172 71H167V72H170L172 75L170 73L167 74V72L166 73L164 72V71L169 69L170 64L164 62L163 60H159V61H162L161 62L162 64L159 63L158 60H157V62L156 61L154 62L155 64L152 67H154V66H157V67H156V69H155V67H154V69L151 68V75L152 76L151 75H149V76L146 75L147 78L144 77L145 75L142 72V71H145L144 69L141 68V70H140L138 68H134V70L136 72L134 71L135 74L133 73V75L137 76V77H134L132 75V72H133L132 70L133 69H130L131 67L129 68V67L123 66V65H121L119 63V66L123 67V68H121L123 70L121 72H116V74H115L116 76L115 75L113 76V78L115 77L116 83H118V84H117V90L115 92L112 93L108 89L110 94L108 93L107 88L101 86L102 82L99 81L98 77L95 74H91L90 73L91 75H89V74L87 75L86 74V76H85V73H81L80 75L79 74H75L76 75L75 76L71 72L65 71L61 66H59L57 68L56 72L53 70L52 71L53 74L51 76H47L46 72H47V70H49L48 69V68H50L49 66H51L50 65V61H49L50 58H48V57H50L51 54H54L56 52L55 50L58 47V45H60L59 48L64 47L67 43H68L67 45H74L72 51L70 50L72 55H70L71 57H69V58H71V59H72V57H73V59L74 58L76 59L78 57L79 60L78 59H76V60H78L79 62H81L82 60L84 61L85 59H87L89 61V63L92 62L91 64H95L96 61H99L100 63H102V65H104L105 62H106L105 65H109L112 62L111 59H115L117 57L120 58L122 56L120 53L122 52V50H121L122 47L121 46H123V45H124L123 48L127 49L128 52L132 53V55L131 54L130 55L133 56V58H135V57H138L139 55H143L144 56L146 53H149V51H151L152 48H154L155 43H157L155 38H153V36H151V35L148 38H147V36L144 37V38L143 37H139L137 39L131 37L132 39L130 41L127 40L128 41L127 42L126 40L125 41H121L120 40V43H119L118 39L121 38L123 35L128 33L129 36H130V33L128 32V30H130L129 28L133 24L132 23L130 25V27H129V23H127V22H130L129 20H130L131 10H128L127 8H125L126 5L123 3L124 0H111V2H107L105 0H100L99 4L97 6L98 9L100 10V11H98L97 15L99 16V18H101L99 23L97 24L99 29L95 30L94 27L93 28L90 27L91 23H89V22L87 23L86 22L87 25L86 24L82 25V26H84L83 29H85L84 30L85 32L82 31L83 34L82 35L80 34L83 38L80 37V39L77 38V40H75L76 37H77L76 35L78 33H81V30H80V32H79V29L78 30H71V33L75 32L76 35L74 33L71 34V33H69L70 30H68L67 28L63 27V24L65 23L66 20L69 19V16H71L70 17V19H71L74 15H75V18H79V17H76V16L77 15L80 16V15L75 13V10L73 11V10L69 9L70 7L73 9V7L69 6V4L67 3L68 0H65V4H67L69 7L64 5V1L63 0H57V1L52 0ZM58 1L59 2L61 1V2L59 3ZM240 1L234 3L235 7L241 13V14L237 13L238 14V18H243V19H249L250 18V20H253V22H255L253 27H250V28L247 29V32H244V34L242 32H240L241 36L244 37V44L242 43L243 47H246V48H244V50H247V52H248V49H250L248 53H252L254 58L256 57L255 59H256L257 62H260V63L264 64V51H263L264 50V2H263L264 0H255V1L254 0H252V1L251 0L250 1H248V0H245V1L244 0L243 1L240 0ZM247 1L249 3H247ZM62 2H63V4H62ZM91 2L92 1H90V0L86 1V6H85V12L86 13L84 12V14H83V17H84L85 20L87 19V17L88 18L91 17V15H90L91 14V9L90 8L92 7ZM237 3H239V4L236 5ZM241 3H243V4L241 5ZM252 3H253V5L251 6ZM61 5H64V6L68 7L67 9H69L70 12L71 11H73V12L70 13V12H68L69 10H66V13H68V14L65 15L66 13L64 11V8H66V7L63 6L64 7L63 8ZM245 5L247 7L242 12L241 10L243 9V7H245ZM44 6L48 7V8H45ZM55 6L58 7L57 10H59L60 12L62 10L63 11L62 13L64 15L62 13L59 14V12H57V15H56L55 11H57V10L55 9ZM248 6H250V7H248ZM38 9H40V10L42 9V10L40 11ZM53 10H54V13H53ZM89 11H90V13H89ZM69 13L72 14V15L74 13L75 14L72 16ZM99 13H101V15ZM19 14L20 15L22 14V15L20 16ZM36 14H37V16H39V17H37L38 19L36 18ZM230 15H231L232 18H235L234 14H233V16H232V14H230ZM239 15L240 16L242 15V16L239 17ZM17 16L20 17V18H18ZM63 16H65V19L63 18ZM61 17L64 19V21L61 20L62 19ZM103 18H104V20H103ZM106 18H108L107 21L105 20ZM33 19L34 20L36 19V21H34ZM2 20H3V22L5 21L4 25H3ZM52 20L55 21V22H53ZM101 20H103V22ZM37 21H38V23H37ZM39 23H40V25H43V23H44V25H45L44 27L47 30L53 24H57L58 23L57 25H61V27H60L61 30L58 31L59 33L56 35V36H58V40L59 39L60 40L59 41L56 40L57 37L53 34V36L51 35L52 38H51L50 35H49L50 37L49 36L45 37L46 39L44 40V42L42 44H38V43H35V42L33 43V41H32L33 44H31L30 42L28 43L29 39H31V38H29V35L28 36H26V35L27 34H31L32 32L34 33L33 35H35L38 30L36 29V26H34L33 24H37V26H38ZM49 23H51V24H49ZM134 25H136V24H134ZM47 26H49V27H47ZM137 27L134 26L131 31L140 32V31L143 30L144 26L143 25L141 26L140 24H137ZM34 28L37 31H34L35 30ZM80 28H82V27H80ZM136 28L137 29L140 28L139 29L140 31L137 30ZM29 30H30V32H29ZM90 31H94V32H92V34H91ZM144 31H145V29H144ZM153 31L156 34L157 29L156 30L153 29ZM98 32L100 33V36H98V34H99ZM17 33H20L22 35L27 33V34H25V36L27 38H25L24 36L21 37V35L20 34L17 35ZM108 34H109V38L111 37L112 40L109 39V38L106 39L107 37L104 38L105 35L107 36ZM92 35H94V36H92ZM97 36H98V38H96ZM129 36H127V37H129ZM72 39H74V40H72ZM116 39L118 40V44H117V46L114 47L113 45L115 43L113 41L114 40L116 41ZM87 40L90 41V43ZM246 40H248V41H246ZM72 41H76V42L79 41L80 45H78L77 43L76 44H69ZM80 42H82V43L84 42L83 44L85 45V47ZM159 42H160V40H159ZM62 43H64L65 45H62ZM96 43H97V45H96ZM245 43H248V44H245ZM77 45L79 46V48L77 47ZM86 45H87V47H86ZM89 45L92 47V50H90L91 47ZM27 46H28V48L29 47L30 48L28 49ZM95 46H96V48H95L96 51L95 52H97V50H98L97 54L93 53V50H95L94 49ZM97 46H101L102 48H104V51L103 52H99L100 49H97L98 48ZM69 49H71V47ZM90 51L92 52V54H90L91 53ZM73 54H75L76 57ZM16 55H18L19 57L16 56ZM46 56H48V57H46ZM16 62L19 63L18 67H15V66L18 65V63H16ZM173 63H174V61H173ZM159 64H160V66H159ZM175 65H176V63H175ZM193 65H195V66H193ZM45 66L48 67V68H46ZM180 66L182 67V65H180ZM190 66L193 67V69ZM162 67H163L164 70L162 69ZM186 67H184V68H186ZM9 68H10L11 72L9 71ZM15 68H16L17 73H19L20 72L19 70L22 69L21 70L22 71L21 72V76H22V73H24L23 74V78H21L20 75L17 74L15 72V70H13ZM189 68H191V69H189ZM152 69L154 71L158 70L157 73H156V71L155 72L153 71L154 72L153 73ZM160 69H161V72H160ZM171 69H175V68L171 67ZM190 70H193V71L191 72ZM197 70L199 71L201 69L196 68L195 71H197ZM137 71H139V73H137ZM195 71H194V73H195ZM9 72L12 75V79H13V75L16 76V77L14 76V79H13L14 82L17 83L19 81V79H20L19 84L18 85L15 84V85H17L19 90L16 89V87L13 88L15 85H14V83H12L13 82L12 79H10L11 76L9 77V75H10ZM40 72H41V74H40ZM158 72L160 74L159 76H161V79L164 81V83L166 85H169V83H170L169 86H172V84L174 82H177V83H174V84H176L175 85V87H176V86H178V84H180V85L183 84L180 87V89L184 88V89H182V90H184L183 93L185 94L186 90H187V94L191 93L190 94L191 96L185 94L187 97H192L193 93H194L193 96L196 95L197 97H199L200 96L199 93H201V95H202L203 92L206 91L205 94L209 93V95L211 97V98H208L210 100V102L206 103L207 100H204V101H202L200 103V105L202 104V107L201 106L198 107L197 106L198 104L197 105H192V104H189V103L187 104L185 99H184L185 96L181 97V100H179L180 99L179 95L178 94L176 95V93H173V92L171 94H169L170 92H163L162 94H160L161 92H158L159 94L157 95L156 94L157 93L156 89H154L153 87H151L149 85L150 82L145 84V81L147 79H149V81H151V80H153L155 78H160L158 76L156 77V75H155V73L158 75ZM190 74L193 75L194 77L196 76V78L192 77ZM30 75H32V78L31 77L30 78L27 77V76H30ZM130 75L133 76L134 78H132ZM218 75H220V74H218ZM94 76L97 77L96 79H93L94 85L97 82L95 86H98V84L101 86V87L98 86L97 90H96V88L94 87V85L92 83V78H95ZM162 76L165 77L164 79H166V80H164L162 78ZM170 76H173V77L170 78ZM197 76H198V78H197ZM202 76L203 77H205V76L207 77V78H205V82H206L207 79H212L211 81H214L215 84H213V82H210V81H209L210 82L209 83L208 80H207V82H208V84L210 86H208V84H206L207 82L205 83L206 84L205 85L203 83L204 81L202 82V79H200V78H203ZM8 77H9V79H7ZM24 78L26 79V81H25ZM87 78H88V80H87ZM167 78H169V79L167 80ZM258 78H259V76H258ZM17 79H18V81H17ZM22 79H24V81H22ZM89 79H90V82H89ZM97 79H98V81H97ZM188 79H189V81H188ZM199 79H200V81H198ZM177 80L180 81V83ZM196 80L198 82H200V84H198L196 82ZM168 81H170V82L168 83ZM221 81H223V83H221ZM259 81H261V83H262V79H260ZM25 82L26 83L28 82L26 85L29 86V88L25 85ZM87 82L92 83V85L91 84L89 85V83L87 84ZM190 82H196L198 85H195L196 84L195 83L193 85L194 87L193 86L191 87V86H189ZM201 82L204 84V86H202ZM11 83L14 86H12ZM32 84H34V85H32ZM226 84H228L229 86L228 85L226 86ZM87 85H89V86H87ZM140 85L146 88L145 92H142V90L139 88ZM10 86H12L13 92H12V90H10V89H12V88H9ZM20 86H21V88H20ZM39 86H40V88H38ZM81 86H83V87H81ZM185 86L186 87L188 86L187 87L188 89ZM79 87H80L81 90H82V88L84 90L81 91L79 89ZM172 87H174V85ZM178 87H176V88H178ZM189 87H191V89ZM210 87H211V89H209ZM42 88L44 89V91H43ZM76 88H78V89H76ZM101 88L105 89V91H103ZM23 89H25V90L29 89V90H27V92H26L25 90L23 91ZM229 89H231V90H229ZM5 90H6V92H5ZM38 90H41L42 93L39 92ZM51 91H52L51 94L53 96L51 95L50 97L51 98L53 97V99H55L57 101V102L54 103L53 101H55V100L52 99V103H54L55 105L51 103V106H53V108L55 110L54 109L52 110V107H51L50 110H49L50 112H48V114L41 113L42 115L39 114V113H38V115H36L37 114L36 112H32V111L29 110L32 107L31 106L32 104L34 105L35 102L38 103L41 100V98L45 95V93H49L50 94ZM80 91L82 93L78 94V93H80ZM92 91H93V93H91ZM102 91L105 92V93H103ZM188 91H190V92H188ZM262 91H264V90H262ZM24 93L27 95L28 98L24 95ZM19 94L20 95L22 94L25 97L22 96L23 98H21V96ZM173 94L176 95L177 97L174 96ZM262 94H263V98H262ZM141 95L143 97H141ZM150 95H152V97ZM30 96H31L32 100H31ZM56 96H59L60 99H58V97H56ZM61 96H64L65 98L64 97L62 98ZM107 97L111 101L109 100V101L106 102ZM141 98H142L143 101L141 100ZM177 98H178V100H177ZM33 99H34V101H33ZM97 99H98V101H97ZM103 99L105 101H103ZM139 99L141 100V102H139ZM175 99H176V101H175ZM250 99L253 100L252 102L255 101L254 102L255 104H253ZM255 99H257V100H255ZM14 100H16V101H14ZM20 100H21V102H20ZM35 100H37V101H35ZM242 100H248V101L245 102V101H242ZM12 101H13V104L11 103ZM29 101H30L31 104L29 103ZM99 101L102 102V103H99ZM258 101L261 104V105L258 104L259 106L257 105V103H259ZM3 102H0V103H3ZM15 102H17V103H15ZM103 102H106V103H103ZM182 102H185V103H182ZM10 103H11V105H10L11 107L8 105ZM97 103H98V105H97ZM110 103L112 105H107L108 108H105V109L102 108L106 104H110ZM137 103L140 104L141 107L136 105ZM92 104H93L94 107L92 106ZM207 104L209 105V107H208ZM27 106H28V108H27ZM233 106H236V107H233ZM237 107H238V109H239V107H242L244 109H242L241 112H239V114H238ZM9 108L11 110H9ZM100 108L103 109L102 112L99 110ZM111 108H112V110H111ZM121 108L123 110L125 109L124 112H122L123 114L125 113L124 115L123 114L121 115V112H120ZM232 108L234 110H236V111L232 112L233 111ZM25 109L26 110L28 109L26 111V113L22 112L23 116L22 117L18 116L19 112H21L22 110L24 111ZM18 110H19V112H18ZM105 110L107 112L109 110L114 112V113H111L109 111L111 114H113V116H109L110 114L107 113ZM244 110L245 111L247 110V111L245 112ZM87 111H89V113ZM91 111L95 112L93 114L96 115L95 116L96 118L99 115L97 120H95L94 115L92 114ZM16 112H18V113H16ZM29 112H32V113H29ZM69 112H70V114H69ZM83 112H84V114L86 116L85 115L83 116ZM104 112L108 114V115L106 114L107 117L103 116V115H105ZM134 112H137L138 115H135ZM221 112H222V115H221ZM7 113H9V114H7ZM71 113H72V115H71ZM119 113H120V115H119ZM234 113L239 115L238 116L239 117L238 118L239 122L237 121L236 125H230V126L228 124L226 125L227 121H225V120H229L230 116L232 114H234ZM81 114H82V116H81ZM87 114H89L88 115L89 117H92V121L84 120V118L87 117ZM226 114H228L229 116L227 115L225 117ZM24 115H25V117H24ZM55 115L57 116L58 119L56 118ZM73 115L75 117H73ZM27 116H29L30 118L28 117V119H26ZM70 117H73L74 119L70 118ZM108 117L110 118L111 122L108 119ZM55 118H56V120H54ZM102 118H104V119H102ZM20 120H22L23 122H21ZM248 120L250 122H253V121L254 122L250 123ZM24 121H26V122H24ZM96 121H98V122H96ZM34 122H36V123H34ZM211 122H213V123H211ZM223 122H225V124ZM244 122H245V124H244ZM44 123H46V124H44ZM209 123H211L213 125L214 130L216 131L215 133L212 134L213 136L210 135L211 137L210 136L209 137L206 136L205 138H203L202 136H199L198 137L199 140H198V138H197V140L200 141V139H201V141L198 142L196 140V138H193V135H189L190 142L192 141L191 142L192 148H190V147H188L186 145L185 147H186L187 150L185 152H183L184 150H182V152L180 151L181 154L180 153H178V154L173 153V154L169 155L168 153H166L167 151L168 152L170 151V147L165 149L164 148L165 143L162 142V141H160L161 144L159 145V147H156L155 149H152L154 152L149 153L148 156H147L148 158L144 157V158L140 159L139 157H141V156H139V154H137V153L141 152L142 150L150 149V148H144V147H147L149 144H151V142L153 141V139L155 140L157 135L161 136L162 132H163L162 135L164 134L163 135V140L166 141L169 138L170 142H175V139L179 138L177 140L178 141L181 140L180 142H182V141H184L183 137L186 136L191 129H193V128H199L200 129L201 126L209 124ZM16 124H17V126H16ZM86 124H84V125L88 126ZM231 124H233V123H231ZM238 124H239V126H237ZM240 124L243 126V128L246 127L244 125H247V127H248V128H245L246 129L245 130L246 133H244L245 135L243 134L244 136L243 135L240 136L239 134H236L237 131H239V129H242V126ZM70 125H71V123H70ZM84 125H83V127H84ZM1 127H2V125H1ZM233 127H234V129H233ZM60 128H61V131L59 132L58 135H56L57 137L55 136L54 138H58V136L59 137L60 136L63 137L64 134L66 135V136L64 135L65 136L64 139H66L65 144L68 143V144H66V147H67V145H68V147L70 146L69 148L67 147L68 151H69V149H70V151L69 152L67 151L65 153L68 156L67 158H70V160H71V156H73L72 157V160H73L72 162H74V163H71V167L70 168H68V169L66 168L64 170V172H66V174H69V171H71L72 169H76L75 164L77 165V164L80 163L79 165H81V166L84 165L78 159L80 150L78 149V146H77V144H75V142L77 143V141L79 140V139L78 140L76 139L77 137H79L80 139H81V137L84 138L85 137L84 135H86L88 132L87 133H80V131H79L80 128L78 129V128L73 127V126L72 127L70 126L69 129L64 128V127L63 128L60 127ZM73 128H75L74 133L71 132V131L74 130ZM113 128L115 130L116 129L117 130L115 131ZM65 129H66V131H65ZM226 129H227L228 132L229 131H231V132L234 131V133L233 134H231V132L228 133V132H226ZM40 130H43V131L41 132ZM97 130L98 131L100 130L99 132L100 133L103 132V133L100 134L99 132H97ZM217 130H219L218 131L219 133L217 132ZM179 131L182 132L183 134H179ZM220 131H222L223 134H221ZM49 132H50V134H49ZM75 132L80 134V135L75 134ZM61 133H64V134H61ZM156 133H157V135H156ZM19 134H21V133H19ZM105 134L106 135L108 134L107 138L109 137L108 139L106 138V140L104 138V137H106ZM110 134H111V136H110ZM180 135H183V137L180 138ZM237 135H238V137H237ZM234 136H236V137H234ZM86 137L90 138L89 133L86 135ZM116 137H117V139H116ZM89 138H87V139H89ZM99 139L100 140L102 139V141L103 140L105 141V142L104 141L103 142L105 143V147H107V148L103 149L104 148V144H102V141L100 142ZM228 139H230V140H228ZM124 140H126V141H124ZM68 141L69 142L74 141V142H71V144L73 145V143H74V145L77 146V147L71 146ZM122 141H124V142H122ZM226 141H227V143H226ZM3 143H5L4 139H2V144ZM234 143L237 144L236 147H233V146H235ZM99 144H101V145H99ZM134 145L136 147H138V149ZM231 145H233V146H231ZM149 146H151V145H149ZM71 147H73V148H71ZM121 147H119V148H121ZM127 147L129 149H131V150H129ZM72 149L75 150V151H73ZM76 149H77L78 152L76 151ZM140 149H141V151H140ZM87 150L88 149H86L83 152V154H82V155H84L85 160L87 162L86 166L84 165V167H80V166L77 165L78 166L77 168H79V167L81 169L83 168L82 169L83 172H85V169L87 168L88 170H87L86 173H90L91 174L93 169H91L92 168L91 164L90 165H88V164H89V162L94 160V156L92 154L89 155V152H88L89 150L88 151ZM159 150H161V152H158ZM208 150H209V152H208ZM96 151H97V149H95L94 152H96ZM131 151H132V153H130ZM155 151L158 152V153H155ZM234 151H236V152H234ZM20 152H22L21 154L25 158L29 157L31 159V157H35V156L37 157V155L33 156L35 152H30L26 148H23ZM25 152H27V153H25ZM38 152L39 151H36V153H38ZM71 152H72V154H71ZM85 152H87L88 155ZM99 152H96V153H99ZM110 152L114 153V151H110ZM24 153L26 155H24ZM30 153H33V155H30ZM112 153L108 152V155L109 154L111 155ZM159 153H161V155L162 156L164 155V156L162 157ZM6 154H11L12 156H14L15 153L13 154L12 152L10 153L9 150H6ZM75 155H78V157L76 156L77 159L74 158ZM129 155H130V157H129ZM46 156L47 155H45V157H44V155H42L43 158L47 159ZM134 156H136V158H137L136 160L133 159ZM4 157L5 156L0 157V158L4 159ZM58 157L61 158L62 155H60ZM129 158H131L133 160L131 161ZM146 158L148 160H150V161L148 162ZM151 158H152V160H151ZM161 159H162V161H161ZM133 161H135V163ZM136 161H138L137 165H135ZM139 161L143 162V163L145 162V164H141V163H139ZM133 163H134V165H133ZM146 163L148 165H146ZM155 164H157L158 166H155ZM72 165H73V167H72ZM87 165L89 166V168L87 167ZM145 165H146V167H144ZM107 166H112L116 170H118L120 172H124L123 171L124 169L117 168L116 164H114V165H112V164H109V165L104 164V165L99 166L98 168L103 171V170H105L107 168ZM141 167H143V169ZM237 167H239V168H237ZM80 168H79V170H81ZM144 168H146V170H144ZM236 169H240V170L236 171ZM82 171H80V172H82ZM141 171H143L144 173L141 172ZM145 171H147V172L145 173ZM152 176H153V178L154 177L155 178L153 179ZM139 177L132 176L130 178H132V180H138ZM158 178H160V179H158ZM224 179H226L227 181L224 180ZM156 180H158L159 183ZM139 183H140V181H139ZM155 183H154V186H155ZM143 184L144 183H140V187H139L138 190H140L142 188V186L144 188ZM119 185L122 186L120 183H119ZM107 186H109V188ZM110 186H111V184L110 185L109 184L105 185V187H107L108 189H110ZM0 188H3V187H0ZM92 188H93V186H92ZM96 188L99 189V190L103 189L102 187H95V185H94L93 189H96ZM116 188H117L116 192L119 191L117 193H120L121 187H118V185H116ZM143 188L140 191H138V192H142ZM175 189L177 190V192H176ZM183 194H185V195H183ZM30 196H32V197H30ZM114 196L115 197H112L113 198L112 202L115 203V204L113 203L114 207L118 208V207H120L122 205L123 202H121L122 200H120V197H118V194H114ZM182 196H185V197H182ZM23 198L24 199H26V198L27 199H30V198L32 199L33 198V191H30V193L29 192L26 193ZM114 198H116V202L114 201ZM118 198H119V200H118ZM158 199H161V198H158ZM191 200H192V202H191ZM194 200H195V203H193ZM204 200L206 201V204H203V203H205ZM91 204L92 203H89V202H82V203L73 202L67 208L83 209V208H85L87 206L88 207H90V206L92 207L93 205L94 206L96 205L94 203H93V205H91ZM118 204L120 206H118ZM169 206H171V208ZM177 206H178V208H179V206H181L183 211L185 209V211H184L185 213L182 212V211H181V213L176 212L178 210ZM198 206H199V208H198ZM201 208H203V209H201ZM204 210H206L207 212L204 211ZM201 211H203V212H201ZM39 212L37 210H35L34 216L40 217L41 220H44L48 216V213L47 214L44 213L45 211H43V213L46 214V215L42 214V212H40V213ZM199 212L201 213V215H200ZM209 212H210V214H209ZM164 214L161 215V216H164ZM197 214H198V218L199 219H196L197 218L196 217ZM138 215H140L142 217L139 218V217H137ZM171 215H173L174 217H172ZM143 216H145V217L143 218ZM200 216L202 217L201 218V222H200ZM145 218H147V220L149 218L150 220L145 221L146 220ZM141 219H142V225L143 226L141 225V222H140ZM143 220L145 222L144 224L147 226V229L155 231L154 234L151 233L153 231L150 232L149 230L148 231L143 230V228L146 227L143 224ZM151 220L153 221L152 222L153 224L150 223ZM176 220H178L179 223L181 222V225L179 224L180 226L178 225V221H176ZM171 221H175L176 223L175 222L171 223ZM204 221H206V222H204ZM148 222L150 223L149 227H151L153 225L152 229L148 227V224H149ZM165 222H166V225H164ZM182 222H184V224ZM173 223H175L174 226H173ZM119 224H121V223L119 222ZM167 224L169 226H171V227L173 226V228L167 227L168 226ZM117 226H118V223H117ZM175 226H176V229L174 230ZM179 227H180V229L181 228L182 229L180 230ZM167 228H168V230H167ZM129 229H130V227H129ZM133 229L136 230L134 233H133V231H134ZM139 229L143 230L142 233L140 232L141 230L139 231ZM128 231H129V233H128ZM138 231H139V233H138ZM136 232L138 234H135ZM144 232H145V237L143 236ZM146 235H148V236L151 235V236L148 237ZM154 235L156 237H158V238L155 237L156 239H154V237H153ZM195 235L197 236V238H199V236H200V238H199L200 240L196 241L195 238H194ZM119 236H123V237L120 238ZM159 236H162V237H159ZM217 236H219V237H217ZM141 237H143V239ZM171 237H172V235H171ZM191 237H192V239H191ZM165 238H166V236L164 238H162V240H161V241L164 242V244H165ZM122 239H124V240H122ZM120 241H122V242L124 241V242L122 243ZM156 241H153V243L155 242L154 244L157 245V243H159V241L157 243H156ZM190 241H192L193 243L190 242ZM200 241L201 242L203 241V242L201 243ZM211 241H213V242H211ZM116 243H118V245H115ZM162 243H160V244H162ZM198 243L199 244L201 243V244L199 245ZM209 243H212L213 244L212 246L214 248ZM126 244H128V243H126ZM164 244H163V246H164ZM156 245H154V246H156ZM204 245H206V246L208 245V247H212L213 250H211L212 248L210 249V248H208L206 246H205V248H206L205 249ZM147 246H149V247H147ZM160 246L157 245L156 247L157 248L160 247L159 249L164 248L162 245H160ZM117 247H118V249H117ZM201 247H202V249H200ZM192 248H194V250ZM130 250H131V248H130ZM202 250H203V253H202ZM210 252H212V253L210 254ZM123 258H125V257H123ZM229 258L232 259L231 257H229ZM201 259H203V258H201ZM211 260H213V259H211ZM89 261L90 260L87 261L88 264H89ZM246 261H247V263H246ZM236 262H234V263L231 262V263L235 264ZM213 264H216V263L213 262Z\"/></svg>", "mask_w": 264, "mask_h": 264}]
</instances>
